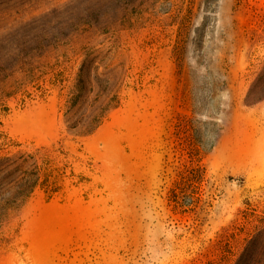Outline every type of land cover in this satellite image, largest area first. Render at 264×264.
I'll return each mask as SVG.
<instances>
[{
    "label": "rangeland",
    "instance_id": "obj_1",
    "mask_svg": "<svg viewBox=\"0 0 264 264\" xmlns=\"http://www.w3.org/2000/svg\"><path fill=\"white\" fill-rule=\"evenodd\" d=\"M38 150L60 189L9 211L0 264H239L222 235L264 207V0H0V158Z\"/></svg>",
    "mask_w": 264,
    "mask_h": 264
},
{
    "label": "trees",
    "instance_id": "obj_2",
    "mask_svg": "<svg viewBox=\"0 0 264 264\" xmlns=\"http://www.w3.org/2000/svg\"><path fill=\"white\" fill-rule=\"evenodd\" d=\"M111 107V103L104 107H96L93 110L95 116L93 120H87L81 125L78 121L70 122L69 130L80 135L94 132ZM40 154L41 151L38 150L34 154L0 158V224L11 209L23 204L39 186L45 188L47 192H56L60 189L57 177L50 169L51 161L46 159L47 155ZM190 157L188 162L176 169L169 196L170 202L184 211L196 210L200 206L204 193L203 185L207 181L206 168L201 163L198 148H192ZM25 166H29L31 170L23 171ZM19 171H21L20 174L9 179ZM247 204L248 209L225 229L226 232H223L222 236L235 238L240 235L242 237L245 246L239 264H264V207H260L259 201H248ZM260 208L262 213L258 214L257 211Z\"/></svg>",
    "mask_w": 264,
    "mask_h": 264
}]
</instances>
